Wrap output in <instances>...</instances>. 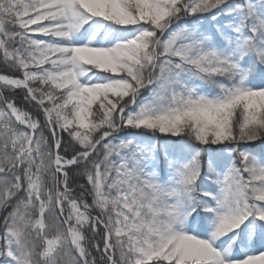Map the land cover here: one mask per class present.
I'll use <instances>...</instances> for the list:
<instances>
[{
	"label": "snow or ice",
	"instance_id": "6c2138e0",
	"mask_svg": "<svg viewBox=\"0 0 264 264\" xmlns=\"http://www.w3.org/2000/svg\"><path fill=\"white\" fill-rule=\"evenodd\" d=\"M0 264H264V0H0Z\"/></svg>",
	"mask_w": 264,
	"mask_h": 264
},
{
	"label": "trees",
	"instance_id": "16d2710c",
	"mask_svg": "<svg viewBox=\"0 0 264 264\" xmlns=\"http://www.w3.org/2000/svg\"><path fill=\"white\" fill-rule=\"evenodd\" d=\"M4 71H5L4 66H3L2 62H0V72H4Z\"/></svg>",
	"mask_w": 264,
	"mask_h": 264
}]
</instances>
